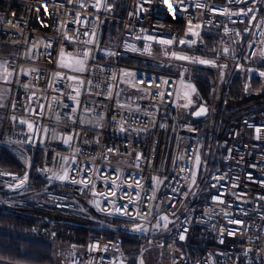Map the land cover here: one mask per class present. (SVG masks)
Returning <instances> with one entry per match:
<instances>
[{
    "label": "built area",
    "instance_id": "1",
    "mask_svg": "<svg viewBox=\"0 0 264 264\" xmlns=\"http://www.w3.org/2000/svg\"><path fill=\"white\" fill-rule=\"evenodd\" d=\"M121 1L101 0L95 8L97 0H0V45L18 50L16 55L0 53L11 73L0 147L23 167L20 174L0 168V207L35 217L34 234L55 237L87 228L84 243L60 247V264H120V254L126 258L123 238L107 232L109 226L101 221L121 224V232L143 248L168 253L169 264H264V99L218 118L229 68L252 72L264 64L251 56L264 47L259 35L264 25L255 27L264 21L260 0L252 23L246 16L229 19L197 9L196 0H185L179 11L169 7L177 0H125L117 17L114 6ZM31 2L47 15L31 18ZM206 2L225 6V0ZM251 6L228 5L233 10ZM189 20L201 25L200 37L187 35ZM111 22L121 26L117 41L102 45L103 29ZM246 26L248 34L243 33ZM148 36L155 39H144ZM169 39L197 43L158 42ZM173 52L219 63L218 69L201 67L213 76L208 100L192 98L184 106L183 86H196L200 66L174 59ZM63 55L85 59V71L60 67ZM122 92L129 96L121 98ZM201 105L208 112L200 124H184L183 117ZM69 136L72 140L64 143ZM216 139L222 166L208 177ZM65 169L68 179L52 178ZM25 175L27 181L17 187ZM156 178L163 182L157 184ZM218 196L224 203L213 199ZM145 214L147 219H141ZM165 215L167 228L159 219ZM137 225L147 231H133ZM194 226L211 233L215 248L189 260L182 247ZM233 229L236 235H228ZM97 243L100 247L90 250Z\"/></svg>",
    "mask_w": 264,
    "mask_h": 264
},
{
    "label": "trees",
    "instance_id": "2",
    "mask_svg": "<svg viewBox=\"0 0 264 264\" xmlns=\"http://www.w3.org/2000/svg\"><path fill=\"white\" fill-rule=\"evenodd\" d=\"M124 6L125 0L115 4L114 13L117 17L123 14ZM262 13L264 14V7ZM120 29V24L116 22L105 26L101 44L116 43ZM139 67L142 68V66ZM147 69L159 71L152 68ZM257 70L264 71V64ZM194 83L200 97L205 101L208 100L213 76L200 67L196 71ZM260 99H264L262 79L249 75L245 70L229 68L228 81L220 89L218 118H223L227 112L237 110ZM218 144L219 139H216L209 156L208 177L216 168L222 166L219 158L223 152L218 149ZM34 165L36 167L37 163ZM0 168L13 174L23 172L20 163L2 147H0ZM36 226L35 217L0 207V264H60L58 257L60 247L82 244L87 234V228L78 226L73 228L70 233H60L51 237L34 234L33 230ZM111 234L123 238L122 248L124 254L129 258V264H137V260L142 254L141 244L126 233ZM51 239H56V245L50 243ZM182 248L189 260H192L198 255L213 250L215 245L212 243L211 233L194 226L188 243Z\"/></svg>",
    "mask_w": 264,
    "mask_h": 264
},
{
    "label": "snow or ice",
    "instance_id": "3",
    "mask_svg": "<svg viewBox=\"0 0 264 264\" xmlns=\"http://www.w3.org/2000/svg\"><path fill=\"white\" fill-rule=\"evenodd\" d=\"M144 3H147L148 0H143ZM259 2V0H225V6L223 8H215L214 6H211L209 5L206 0H196L195 2V8L197 9H205L207 11H210L212 13H215V14H219V15H225L227 17H229V19L232 17V16H246V17H249V23H252L254 21H257V16L254 14L256 12V5L257 3ZM185 3V0H177V3L175 6L173 5H169L170 8H173L175 9V11H179L180 7ZM232 4H236V5H240V4H244V5H247V4H251L252 6L251 7H243V8H240L239 10H233L231 8L228 7V5H232ZM83 6V5H82ZM101 6V0H97V4L94 5L95 8H99ZM105 8L107 10V5L105 3ZM252 14V15H250ZM262 25H264V21H260L259 23H256L255 24V27L257 28H262ZM201 27L200 24H192V21L189 20V27H188V31H187V35H191L193 37H200L201 36V33L199 31H197V29H199ZM245 31H248V29H245ZM224 32L225 34H229L230 30L228 28H225L224 29ZM85 35H88V33H85ZM94 35V33H93ZM236 36H240L241 33L240 32H236L235 33ZM259 35L261 37H264V29H262L259 33ZM139 38V37H138ZM66 39H71L69 37H66ZM144 39L146 40H153L155 38L151 37V36H148V37H144ZM93 41L89 40V41H86V43H92ZM159 43L161 44H165V45H171L173 44L174 42H177L181 45H184V44H189V45H195L197 43V40L196 39H193L191 41H186L184 39H181L179 41H174L173 39H169V40H159L158 41ZM262 44H264V41H261ZM252 45L250 44L249 47H251ZM133 51H135L136 49L133 48L132 49ZM229 48L225 47L223 49V52L225 54H228L229 53ZM89 56V52L85 51L83 53V57L86 59L87 57ZM171 56L176 59V60H180V61H187V62H190V63H199V64H203V65H211V66H217L215 64L214 61H210V60H206V59H201V58H198V57H190V56H187V55H181V54H177L175 52L171 53ZM252 57H257L259 59H261L262 61H264V47L261 48V50L259 51V53H256V52H253L251 54ZM246 58H251V57H246ZM67 59L70 61V63H61L60 64V67L62 68H69L71 71H79V72H83L85 71V68H84V63H85V59H81L79 57H67ZM78 65V67H77ZM220 67H226V65H223V66H220ZM0 68H3V73L0 74V79H2L4 82L6 83H10V81L8 80V76L11 75V73L8 71V68L6 65H0ZM251 71V69H250ZM125 76H134L135 74L134 73H124ZM57 76H59V74H57ZM259 76L261 77H264V71H261L259 72ZM69 79H76L75 77H69ZM130 83V81H129ZM142 83V82H141ZM164 84H168L169 82L167 80L163 81ZM25 87H27V85H25ZM157 87H159V85H157ZM184 92H183V96L184 98H187L188 100V104L184 105L185 107H187L188 105L192 104V96L191 94L193 93H196V89L193 85L191 84H185L184 86ZM190 90V91H189ZM74 91H76L74 89ZM79 93L77 92V95ZM158 95H163L162 93H158ZM169 95H171V93H169ZM34 111V114H41L42 111H43V105H41V113H35V110ZM206 108H204L203 106H201L200 110L198 112H196L195 114L197 116L199 115H202L206 112ZM21 123H24V124H27L28 128L29 129H33L34 128V124L31 123V122H28V121H20ZM46 131V130H45ZM257 131H259V129H257ZM259 138V137H257ZM72 140V137L69 136L67 137L65 140H64V143H69L70 141ZM109 151H113V149H109ZM137 159H139V157H137ZM73 163H75V160H73ZM196 164L197 167H199V164H200V160H199V157L197 156L196 157V160L194 162ZM181 171H184V169H182ZM52 178H55V179H60V180H66L68 179V171L67 169H65L64 171V174L63 175H55L52 177ZM28 177L27 175H25L23 177V179H21L19 181V184L17 185V187H21L23 186V184L27 181ZM117 179H119V176H117ZM156 181H157V184H160L162 183L163 181L159 180V178H156ZM73 183H77L76 180H73L72 181ZM135 185L137 187H141L140 185V181L139 180H135ZM195 181H193L194 183ZM111 183L115 184L116 183V180H112ZM128 187H132V185H128ZM175 191V189H174ZM103 195V194H101ZM113 196L116 195V192L113 191L112 193ZM152 199H155V197H151ZM131 199V197H130ZM217 203H224V200L221 198V197H214L213 198ZM97 207H99V204H97ZM117 211L119 212L120 209H117ZM123 214H128L127 213V209H124V212ZM139 215V213L137 214ZM174 215V213H173ZM147 216L148 214H145L144 216H141L140 218L141 219H147ZM160 220L164 221V227L167 228L168 227V224L170 223L169 221V218L167 215L165 216H161L159 218ZM230 223H233V224H237V225H240L241 227L244 226V221H240V220H231L229 221ZM154 227H159V222L157 223V225H155ZM133 231H147L146 228H144L143 225H137L135 228L132 229ZM185 231H187L185 229ZM236 231L235 229L233 230H228V235L230 236H235L236 235ZM180 240H184L185 239V235L181 234L180 237H179ZM221 243H223V240L220 241ZM100 246L99 244H93V245H90V250H96L98 249ZM73 248H75V246H73ZM107 246H105V250H106ZM71 255V254H70ZM140 264H143V260L140 261Z\"/></svg>",
    "mask_w": 264,
    "mask_h": 264
},
{
    "label": "rangeland",
    "instance_id": "4",
    "mask_svg": "<svg viewBox=\"0 0 264 264\" xmlns=\"http://www.w3.org/2000/svg\"><path fill=\"white\" fill-rule=\"evenodd\" d=\"M260 3L264 7V0H260ZM6 50H7L6 48H2V49L0 48V53L5 54ZM67 57H69V56L63 55L61 63H70V61L67 59ZM193 57H198V58H201V59H205V58H203L202 56H199V55H196V56H193ZM211 61H213V60H211ZM197 64L200 67H209V68H213V69H218V67H219V63L218 62H215V64L217 66L203 65V64H199V63H197ZM84 66H85V63H84ZM77 67H78V65H77ZM259 72H261V71L253 70L252 72H248V73L251 76H258V77H260L262 79V88L264 90V77L259 76ZM125 95L127 97L129 96L127 93H123V92L121 93L120 96H121V98H123V96H125ZM191 96H192L193 99H196V100L200 97L198 92L191 94ZM201 121L202 120L194 119L193 115H191L189 117H185V118L183 117V120H182V122L184 124L195 123V124H198V125L200 124ZM204 129H205V125L202 126L201 130L203 131ZM101 222L106 224V225H108V226L122 227L121 224H117L118 226H115L112 222H105V221H101ZM49 241L53 245H56V243H57L56 239H51ZM71 245H76V244H70L68 246H71ZM141 249H142V252H141L142 254H141V257L139 258V260H137V264H140L141 260H143V264H168V262H169V255H167L168 253H165V254L162 255L158 251H155L151 247H144V248L142 247ZM122 250H123V248H122ZM123 253H124V251H123ZM121 255L122 254H120V259H119L120 264H129V258L125 254L124 255H125L126 258L121 257Z\"/></svg>",
    "mask_w": 264,
    "mask_h": 264
},
{
    "label": "crops",
    "instance_id": "5",
    "mask_svg": "<svg viewBox=\"0 0 264 264\" xmlns=\"http://www.w3.org/2000/svg\"><path fill=\"white\" fill-rule=\"evenodd\" d=\"M0 48H6L7 50L5 51V54H11V55H16L18 50L15 47H11V46H4V45H0ZM9 50V51H8ZM2 54V53H1ZM0 65H6L4 61L0 60ZM257 70V69H255ZM3 73V68H0V74ZM9 81H11V78H8ZM196 92H198L196 86H195ZM9 94H10V87L9 85L6 84V82H4L2 79H0V133L3 129V110L5 107V104L9 98ZM115 226H118L116 224H114ZM121 227H114V226H109L108 228H106L107 232L110 233H116V232H121L120 230ZM169 255V254H167ZM169 264V262H168Z\"/></svg>",
    "mask_w": 264,
    "mask_h": 264
},
{
    "label": "bare ground",
    "instance_id": "6",
    "mask_svg": "<svg viewBox=\"0 0 264 264\" xmlns=\"http://www.w3.org/2000/svg\"><path fill=\"white\" fill-rule=\"evenodd\" d=\"M31 6H32V9L29 10V12L32 15L31 18H33L35 16H38V15H40V17H43V16L47 15V11L46 10H39L35 2H31ZM14 8L16 10H21V9H19V7L17 5H14ZM12 10H14V9H12Z\"/></svg>",
    "mask_w": 264,
    "mask_h": 264
},
{
    "label": "water",
    "instance_id": "7",
    "mask_svg": "<svg viewBox=\"0 0 264 264\" xmlns=\"http://www.w3.org/2000/svg\"><path fill=\"white\" fill-rule=\"evenodd\" d=\"M245 29H248V31H245ZM248 32H249V27H247V26L244 27V28H243V33H244V34H248ZM242 40H243V37H241V38L239 39V43L242 42ZM201 106H203L204 108H206L207 111H206L204 114L197 116L195 113L198 112V111L200 110ZM201 106L198 107L197 110H195V111L193 112V114H192V115H193V118L196 119V120H202V119L207 115V112H208V108H207V106H205V105H201Z\"/></svg>",
    "mask_w": 264,
    "mask_h": 264
}]
</instances>
